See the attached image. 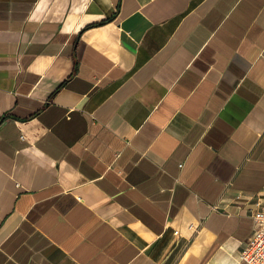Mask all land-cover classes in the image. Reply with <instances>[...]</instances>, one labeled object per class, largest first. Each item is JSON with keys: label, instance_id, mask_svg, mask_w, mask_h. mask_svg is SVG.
I'll list each match as a JSON object with an SVG mask.
<instances>
[{"label": "crops", "instance_id": "crops-1", "mask_svg": "<svg viewBox=\"0 0 264 264\" xmlns=\"http://www.w3.org/2000/svg\"><path fill=\"white\" fill-rule=\"evenodd\" d=\"M263 208L264 0H0V264H243Z\"/></svg>", "mask_w": 264, "mask_h": 264}, {"label": "built area", "instance_id": "built-area-1", "mask_svg": "<svg viewBox=\"0 0 264 264\" xmlns=\"http://www.w3.org/2000/svg\"><path fill=\"white\" fill-rule=\"evenodd\" d=\"M253 219L254 232L244 244L240 258L243 264H264V208L257 210Z\"/></svg>", "mask_w": 264, "mask_h": 264}]
</instances>
